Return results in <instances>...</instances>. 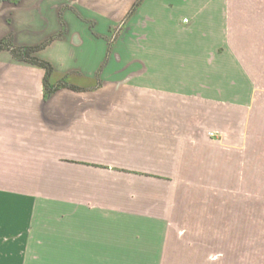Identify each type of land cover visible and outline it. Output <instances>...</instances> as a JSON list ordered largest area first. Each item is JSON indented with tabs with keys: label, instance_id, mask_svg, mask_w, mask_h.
<instances>
[{
	"label": "crops",
	"instance_id": "0c3cea01",
	"mask_svg": "<svg viewBox=\"0 0 264 264\" xmlns=\"http://www.w3.org/2000/svg\"><path fill=\"white\" fill-rule=\"evenodd\" d=\"M136 1L0 0V39L43 44L33 55L51 64L47 83L80 88L46 96L45 69L0 49V264H24L41 228L62 261L114 260L143 229L123 188L141 196L163 103L252 101L226 27L249 23L244 37L264 44V0H141L126 18ZM96 245L112 249L81 257Z\"/></svg>",
	"mask_w": 264,
	"mask_h": 264
},
{
	"label": "rangeland",
	"instance_id": "374dc122",
	"mask_svg": "<svg viewBox=\"0 0 264 264\" xmlns=\"http://www.w3.org/2000/svg\"><path fill=\"white\" fill-rule=\"evenodd\" d=\"M248 26L228 21L226 32L252 101L163 103L168 117L146 136L147 159L138 165L141 196L123 188L122 207L140 211L136 237L114 247V260L62 261L57 238L43 239L41 228L24 264H264V44L244 37ZM170 105L175 116L165 112ZM105 195L100 190L99 200ZM107 249L82 247L81 257Z\"/></svg>",
	"mask_w": 264,
	"mask_h": 264
},
{
	"label": "trees",
	"instance_id": "16d2710c",
	"mask_svg": "<svg viewBox=\"0 0 264 264\" xmlns=\"http://www.w3.org/2000/svg\"><path fill=\"white\" fill-rule=\"evenodd\" d=\"M141 0H137L133 6L131 7V9L129 10V12L126 15V18L133 12V10L135 9V7L138 5V3ZM111 42V41H110ZM42 45H38V46H14L12 45L11 42V37L10 36H6L0 39V49L3 48H7L11 51V53L24 61H28L31 62L33 64H36L42 68L45 69L46 71V76L44 77V93L45 95H49L51 93H53L55 90H57L60 87H69L75 90H79V87L73 86L69 83H67L64 79H62L59 83L55 84V85H49L47 83V75L53 71V68L51 66V64L43 59H40L38 57H36L35 55H33V53L39 49Z\"/></svg>",
	"mask_w": 264,
	"mask_h": 264
},
{
	"label": "built area",
	"instance_id": "2783aa9c",
	"mask_svg": "<svg viewBox=\"0 0 264 264\" xmlns=\"http://www.w3.org/2000/svg\"><path fill=\"white\" fill-rule=\"evenodd\" d=\"M184 21H187V19H186V18H184Z\"/></svg>",
	"mask_w": 264,
	"mask_h": 264
}]
</instances>
